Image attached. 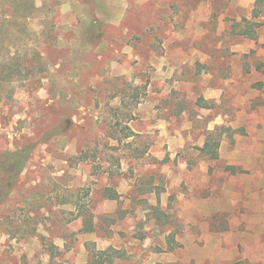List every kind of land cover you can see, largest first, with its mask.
<instances>
[{
  "label": "rangeland",
  "instance_id": "obj_1",
  "mask_svg": "<svg viewBox=\"0 0 264 264\" xmlns=\"http://www.w3.org/2000/svg\"><path fill=\"white\" fill-rule=\"evenodd\" d=\"M256 1L35 0L22 42L48 72L0 83V162L31 151L0 198V264H264Z\"/></svg>",
  "mask_w": 264,
  "mask_h": 264
},
{
  "label": "trees",
  "instance_id": "obj_2",
  "mask_svg": "<svg viewBox=\"0 0 264 264\" xmlns=\"http://www.w3.org/2000/svg\"><path fill=\"white\" fill-rule=\"evenodd\" d=\"M262 5H264V0L256 1L254 10V14L256 17L259 16V13L262 12V8L258 9V6ZM21 6H24V9L19 15L15 12L16 9L13 6L14 11H11L10 18H8L7 15L0 16L1 38L4 37L5 39V36H9V33L15 30L12 28L15 24L23 26V28H20L14 33L15 39L20 41V47H17L15 45L13 46L15 51H11V47L9 44L4 48V53H2V55L0 54L1 84L13 81H24L25 79H28L32 74L35 78V81L38 80V82L41 83L45 78V73L48 72L49 69V64L44 53L45 51L43 48H41V44L35 43L31 46L25 45V47L27 48L25 49L22 42L26 39V35L24 34L26 32L25 29H27L26 21L32 19L34 17V13L39 10V8L36 7L35 0H26V3H23ZM19 18H21V21H18ZM255 24L256 26L257 24L260 25L259 22H245L244 27L241 31L242 34L252 35L255 30ZM24 51L25 55L22 54V52ZM25 56H31L30 60L25 61L26 59H23L25 58ZM27 62L30 63L28 66L26 65ZM36 77L38 78L36 79ZM212 134L213 132L209 133L205 145L201 149L206 155H209L213 158H218V151L216 147H219V143L216 141H212ZM30 152V150L24 148L17 149L11 152L7 159H4L0 162V169L3 171V175L7 178L6 182L4 183L5 188L0 189V198L3 196L5 197L13 189L14 179L17 175L25 170L29 161ZM107 192L110 193L109 198H118L117 192L113 191L111 188H108ZM86 226H88V224Z\"/></svg>",
  "mask_w": 264,
  "mask_h": 264
}]
</instances>
